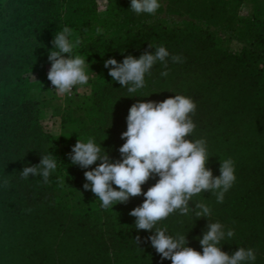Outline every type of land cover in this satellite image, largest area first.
Here are the masks:
<instances>
[{
  "label": "trees",
  "instance_id": "16d2710c",
  "mask_svg": "<svg viewBox=\"0 0 264 264\" xmlns=\"http://www.w3.org/2000/svg\"><path fill=\"white\" fill-rule=\"evenodd\" d=\"M215 1L217 6L211 4ZM219 1L169 0L166 12L180 15L185 9L194 19L206 22L217 16L214 12L220 7ZM95 4V0H5L0 5V156L4 157L0 160V170L5 176L0 181V210L3 209L10 218L27 212L31 216L27 225H19L15 232L13 230V234L26 239L20 253L27 264H171L170 260L161 261L147 240L151 233L137 231L135 218L129 215L143 203L142 195L130 198L127 204H117L113 209H103L99 200L98 207L90 213L73 215L62 212L61 203L67 196L58 191L59 177L65 181L66 188L81 186L86 183L84 171L96 165L81 169L71 164L69 153H66L63 157H56L57 168L50 174L48 183L41 175L21 178L20 172L25 166L39 164L40 158L45 156L42 146L52 143V137L38 122L36 100L28 98L22 88L24 84L19 77L26 69H21L19 62L5 51L16 43L21 48L52 41L55 33L65 26L76 32L77 28L91 21ZM166 20H143L138 29L116 39L98 40L84 47L82 41L74 50L92 57L94 70L102 75V79L92 85V102L99 112L90 119L93 128L81 129L74 137L85 143L88 138H94L113 161L120 159L118 149L125 142L120 137L126 124L123 122L120 130L113 129L118 126V119L116 121L112 114L118 107L115 102H120L126 95L127 87L112 80L104 62L110 58L120 62L128 55L138 59L146 50L154 53L157 47L163 46L170 53L166 58L167 69L157 62L151 75L145 76V81L149 82L152 78H160L161 72L166 70L178 76L201 65L217 44L216 37L208 29H187L184 32ZM258 31L254 43L264 46V23ZM172 55L180 56L183 62L174 63ZM217 58L222 60L220 56ZM248 78L247 85L232 94L226 108L220 109L218 103L214 105L210 100L205 104L197 103L196 93L193 97L187 96L196 101L197 108L192 116L196 127L186 139L206 141L210 156L206 166L214 177L220 175V163L229 158L234 161L236 181L225 193L223 203H217L216 196L210 192L201 193L194 196L192 202L208 205L210 216L197 218L191 213L182 216L177 212L158 222L157 227L166 226L167 234L173 237L187 235L186 246L202 254L199 239L206 232L207 223L220 222L226 231L232 229L235 233L232 238L221 241V251L231 255L240 247L251 248L256 252L254 264H264V67L252 69ZM48 82L41 87L42 99H46L43 92ZM245 128L251 131L253 139L243 136ZM28 142L30 152L25 160L15 162L14 157L26 150ZM74 145L75 142L69 146L70 151ZM240 145L253 151L246 163L239 159L237 149ZM156 179H149L142 185V192L153 186ZM189 207L194 205L190 202ZM42 221L52 225L58 223L60 240L55 245L43 243L44 234L39 227ZM3 236L7 240L8 231ZM137 236L140 237L139 244L135 241ZM2 249L0 244V253Z\"/></svg>",
  "mask_w": 264,
  "mask_h": 264
},
{
  "label": "clouds",
  "instance_id": "9594fccd",
  "mask_svg": "<svg viewBox=\"0 0 264 264\" xmlns=\"http://www.w3.org/2000/svg\"><path fill=\"white\" fill-rule=\"evenodd\" d=\"M161 7L159 0H130V9L137 15H155ZM101 32L102 29L97 28V33ZM72 35L73 30L67 26L55 33L51 41L53 50L48 54L51 67L47 79L60 95L71 96L74 86L86 85L89 80L86 69L90 70V64L74 52L82 41L70 39ZM169 56L166 48L159 46L154 53L146 50L138 59L128 55L122 62H117L110 58L104 62V68L109 69L108 75L113 81L127 87L129 93H135L146 86L145 76L151 75L157 62L167 69L166 58ZM171 60L183 62L178 55H172ZM168 75L167 70L161 72V76ZM196 108V103L183 95H174L162 102L138 101L128 110L126 131L120 137L125 142L118 149L119 160H111L101 144H96L91 137L86 143L77 140L69 159L72 165L81 169L96 165L84 171L86 183L83 188L102 202L103 209L127 204L132 197H144L143 203L129 215L135 218L137 231L151 233L147 240L161 261L170 260L171 264H254V249L240 247L231 255L221 251V241L232 238L235 233L232 229L226 231L220 222L207 223V230L199 239L202 254L186 246L187 235L173 237L167 234L166 226L157 227L158 222L177 212L182 216L191 213L197 218L210 216L211 208L203 202L193 203V197L210 192L216 196L217 203H223L225 193L236 181L231 158L220 163V175L214 177L206 166L210 158L206 141L186 139L196 127L192 119ZM56 168L57 158L49 153L40 158L39 164L25 166L20 174L22 179L41 175L48 183ZM149 179H156V183L142 192L141 186ZM64 184L65 181L62 186ZM190 202L194 207H189ZM135 241L139 244L140 237L137 236Z\"/></svg>",
  "mask_w": 264,
  "mask_h": 264
},
{
  "label": "rangeland",
  "instance_id": "374dc122",
  "mask_svg": "<svg viewBox=\"0 0 264 264\" xmlns=\"http://www.w3.org/2000/svg\"><path fill=\"white\" fill-rule=\"evenodd\" d=\"M168 1L159 0L162 7L155 15L146 13L137 15L130 9V0H95L91 21L77 28L76 32L73 31L71 39L79 38L83 41L84 47L91 42L116 39L128 31L136 30L143 20L157 22L167 19L169 24L181 31L208 29L216 37L215 48L208 54L207 59L201 61V65H197L190 71L181 72L178 76L169 72L167 77L152 78L149 82L146 81L144 88L138 89L135 93L126 91V95L120 99V102H115L118 107L112 115L116 121L118 119V126L113 129L120 130L121 124L123 122L126 124L129 108L138 101L162 102L174 95L193 97L196 93L198 94L197 103L205 104L210 100L214 105L218 103L220 109L226 108L232 94L247 85L251 70H260L264 67V46L254 43V37L258 34L261 23H264V0H220V7L214 12L217 16L208 18L206 22L194 19L185 9L181 10L180 15H168L166 12ZM4 2L5 0H0V5L2 6ZM211 4L217 6L218 3L215 1ZM97 28L102 29V32L98 34ZM51 50H53L51 41L35 46L23 45L21 48L16 43L9 46L5 54L10 53L19 62L21 69H26L22 77H19L24 84L22 88L28 98L36 100L38 122L43 131L52 137V143L43 144L42 152L44 155L51 153L54 157H63L71 152L69 146L80 139L74 137L76 133L81 129L84 131L93 128V122L90 119L99 112L92 102V85L100 81L102 75L94 70L92 57L79 50L75 54L82 56L90 64V70L86 69V74L89 76L88 83L77 85L71 96L42 99L41 87L48 80L47 73L51 67L48 54ZM244 53H246L245 56ZM218 56L222 60H219ZM14 65L17 66L15 63ZM243 136L246 139L252 138L251 131L245 128ZM259 142H262L261 139ZM29 144L30 142L23 153L14 157L15 162L21 163L25 160L26 154L30 152ZM237 151L240 161L245 163L253 154V151L245 145H240ZM0 160H4V157L0 156ZM15 162L10 160V163ZM1 173L0 170V181L5 178ZM63 181L62 177H59L57 188L60 195L67 196L61 203L64 214L68 211L69 214L82 215L98 207L99 199L90 190H85L83 185L74 187L72 185L66 188L65 184L62 186ZM65 205H68V208ZM28 221H31L28 212L14 214L10 218L3 209L0 210V244L3 247L0 253V264H27L26 258L20 253L23 249L20 250V247L26 239L13 234V230L15 232L19 225H27ZM54 225L42 221L39 226L44 234L43 243L50 246L60 240L59 228L56 227L58 223ZM5 231L9 234L7 240L3 236ZM8 246H11V249Z\"/></svg>",
  "mask_w": 264,
  "mask_h": 264
},
{
  "label": "built area",
  "instance_id": "2783aa9c",
  "mask_svg": "<svg viewBox=\"0 0 264 264\" xmlns=\"http://www.w3.org/2000/svg\"><path fill=\"white\" fill-rule=\"evenodd\" d=\"M75 89H76V86H74L72 90V94L74 93ZM43 93L46 99H60V98H65L69 96L67 94H64V95L58 94L57 91L53 90V86L51 85L50 81L47 83L45 91Z\"/></svg>",
  "mask_w": 264,
  "mask_h": 264
}]
</instances>
